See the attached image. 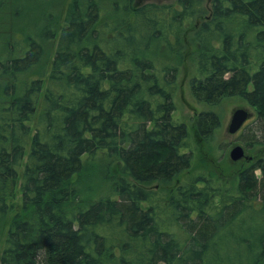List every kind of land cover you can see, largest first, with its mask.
I'll list each match as a JSON object with an SVG mask.
<instances>
[{
  "label": "trees",
  "instance_id": "16d2710c",
  "mask_svg": "<svg viewBox=\"0 0 264 264\" xmlns=\"http://www.w3.org/2000/svg\"><path fill=\"white\" fill-rule=\"evenodd\" d=\"M106 12L73 0L62 26L3 39L0 241L18 180L21 212L0 264H264V155L190 173L196 143L173 118L189 41V92L208 107L197 138L215 145L214 109L237 98L253 110L237 140L264 150V0H113ZM96 182L108 192L84 198Z\"/></svg>",
  "mask_w": 264,
  "mask_h": 264
},
{
  "label": "rangeland",
  "instance_id": "374dc122",
  "mask_svg": "<svg viewBox=\"0 0 264 264\" xmlns=\"http://www.w3.org/2000/svg\"><path fill=\"white\" fill-rule=\"evenodd\" d=\"M73 0H0V53L1 58L6 53L2 47L6 45L7 42H3V39L7 40L8 43H14L15 46H19L20 43L23 44V39L27 34L34 33L38 35L37 31L43 27V23H46L51 18V23L57 24L56 27L63 25L65 12L70 6ZM78 3L82 4L85 0H76ZM99 7L102 9L104 14L106 10L109 11L112 6L113 0H95ZM119 1V0H117ZM150 0H136L139 4L148 2ZM162 3H174L175 0H157ZM209 9L208 5L206 6ZM110 12H108V15ZM107 15V14H106ZM59 32V31H57ZM59 33H57L53 51L56 49ZM186 54L181 66L180 73L178 75V82L175 92V111L173 112V118L184 122L192 133L194 142L196 143V155L193 162L192 169L190 173L197 172H221L224 169L227 174H232L239 166L246 165L251 158L257 157L259 155H264V150L258 152H249L243 145L237 140V133L230 134L228 132V125L235 109L244 108L253 113V110L244 104V102L237 98H227L222 103L217 106L214 110L220 115L222 120L221 130L218 132L217 143L213 146H208L203 144L196 136L194 132V122L197 114L204 109H208L205 105H200L196 103L190 95L187 81L189 76L194 72L192 64V53L193 47L190 42H186ZM6 48V47H5ZM52 51V53H53ZM51 53V54H52ZM51 58V57H50ZM33 78L34 75H27L21 78ZM46 79V78H45ZM36 118V117H35ZM34 118V119H35ZM222 145L220 146V144ZM240 145L244 149V155L247 158H241L238 161H232L229 157V151ZM248 160V161H247ZM189 174V173H187ZM187 174H183L186 176ZM19 180L17 182V188L12 198L7 200L9 210L7 214L3 217L5 221L4 231L2 233V238L0 241V249L3 247V242L7 228L11 222L12 217L17 212H21V198L18 189ZM94 191L86 194L84 193V198L97 197L104 193L105 183H94Z\"/></svg>",
  "mask_w": 264,
  "mask_h": 264
},
{
  "label": "water",
  "instance_id": "95a60500",
  "mask_svg": "<svg viewBox=\"0 0 264 264\" xmlns=\"http://www.w3.org/2000/svg\"><path fill=\"white\" fill-rule=\"evenodd\" d=\"M250 116H251V112L247 109L244 108L235 109L232 113L228 125V132L230 134L237 133ZM229 157L232 161H238L241 158H247L244 155V149L240 145L233 147L229 151Z\"/></svg>",
  "mask_w": 264,
  "mask_h": 264
}]
</instances>
